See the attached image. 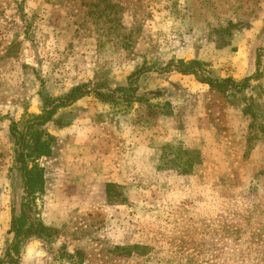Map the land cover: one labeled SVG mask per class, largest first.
Segmentation results:
<instances>
[{"label":"rangeland","instance_id":"rangeland-1","mask_svg":"<svg viewBox=\"0 0 264 264\" xmlns=\"http://www.w3.org/2000/svg\"><path fill=\"white\" fill-rule=\"evenodd\" d=\"M13 246L17 264H264V0H0V261Z\"/></svg>","mask_w":264,"mask_h":264},{"label":"trees","instance_id":"trees-1","mask_svg":"<svg viewBox=\"0 0 264 264\" xmlns=\"http://www.w3.org/2000/svg\"><path fill=\"white\" fill-rule=\"evenodd\" d=\"M182 73L188 75L191 74L192 72H190L189 70H183ZM202 82L212 86L213 88L218 89L221 92L227 91V89L230 87L229 83H232L233 85L232 84L231 85L233 87L239 88L238 86H236V83L232 79H227L222 82L220 81L214 82L213 80H202ZM80 92H81V88H76L72 92V96L76 97V95H79ZM51 153L52 151L50 144L46 142L45 143L41 142L40 137L34 140V147L31 154L36 157L35 158L36 162L42 157L50 156ZM26 169L27 167H25V170ZM26 175H27V179H26L27 188H30L33 191L39 190V194H41L44 191V185H45L44 169L38 166L37 164H35L31 170L27 169ZM24 221H25L24 216L19 220L13 218L11 222V231H14L16 236H19L23 232L22 228ZM31 226L33 227L34 224H32ZM14 249H17V246H13L12 248L7 249V252L5 253L3 260L0 261V264H17V261L13 258L11 254V251Z\"/></svg>","mask_w":264,"mask_h":264}]
</instances>
